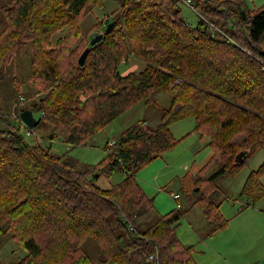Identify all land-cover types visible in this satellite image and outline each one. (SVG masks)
<instances>
[{
  "label": "trees",
  "instance_id": "trees-1",
  "mask_svg": "<svg viewBox=\"0 0 264 264\" xmlns=\"http://www.w3.org/2000/svg\"><path fill=\"white\" fill-rule=\"evenodd\" d=\"M106 1L0 5L6 22L0 32V81L30 43L28 85L36 91L35 103L25 110L39 115L35 128L40 122L50 126V143L85 146L137 104L151 103L155 92L170 97L159 125L136 121L114 147L105 144L102 162L84 171L69 157L51 153L50 146L28 144L11 116L0 115V236L9 234L25 251L15 264H196L192 248L175 234L183 217L181 196L196 194L191 206L203 210L210 226L206 236L216 235L228 220L208 197L223 175L235 176L252 154L264 151V4L250 10L244 0H188L198 18L191 27L180 7L187 0H120L106 23H113L111 31L104 27L101 41L90 46L101 22L85 35L80 24ZM130 57L146 66L122 75L119 67ZM15 119L21 122L19 115ZM186 119L194 120L200 139H207L211 156L197 172L192 166L179 179L180 209L136 234L133 222L155 209L137 173L177 146L180 140L170 128ZM241 151L247 152L245 161L235 165ZM213 165L219 168L207 175ZM106 167L105 176L119 173L122 179L101 190L93 173ZM263 175L264 163L247 177L241 199L254 204L264 197Z\"/></svg>",
  "mask_w": 264,
  "mask_h": 264
},
{
  "label": "rangeland",
  "instance_id": "rangeland-1",
  "mask_svg": "<svg viewBox=\"0 0 264 264\" xmlns=\"http://www.w3.org/2000/svg\"><path fill=\"white\" fill-rule=\"evenodd\" d=\"M8 1L0 0V5H4ZM244 2L250 10L259 8L264 4V0H244ZM119 3L120 0H107L103 9L93 10L81 22V34L85 35L88 29L92 25H95V22H101L102 30L97 33L94 32L92 37L102 34L104 27L106 28L107 26L106 23L110 20L109 14L118 8ZM180 7L183 20L191 27H195L198 22L197 15L184 3ZM5 26V19L0 14V32ZM31 52L32 45L28 43L3 71L2 80L0 81V115L11 116V125L15 128L21 127V135L28 144L37 143L44 149L51 146V153L57 156L65 155L69 157L78 171H84L89 166H95L102 162L107 156V152L104 150L106 142L116 139L136 121L143 120L151 128L159 125L163 110L169 106V95L166 92L157 91L153 94L151 103L137 104L108 125L103 131L92 137L85 146L74 149H70L61 141L50 143L48 136L51 128L45 122H40L35 128V136L28 137L26 136L23 124L17 121L15 116L20 115L22 110L27 109L29 105L35 103L34 94L36 89L30 88L28 85L31 75ZM145 66V61L130 57L127 64L119 67V71L122 75L139 73ZM21 99L24 101L21 102ZM33 117L35 120L39 119L38 114L33 115ZM193 129V119H186L174 124L171 127V132L176 140H180L177 146L151 161L137 173L136 178L143 191L151 195V197H155L154 206L156 210L154 209L145 213L133 222L137 231L136 234L145 231L160 216L177 209L174 200L171 198V194H176L177 192L180 196L179 179L184 177L192 166H195V172H197L206 164L208 160L207 155L210 154V150L205 148V144H201V147H199L198 141H202V139L193 132ZM263 163L264 151H256L247 159L246 163L238 170L235 176L226 174L217 182L216 191L208 198L213 205L218 206L221 214L223 211L224 216L222 214V218L228 220L227 226L224 229L228 235L215 243H213L210 237L206 236V231L210 229V226L205 230V226L208 225L205 224L206 218L203 210L197 205L191 206L192 201L196 198V194H192L186 198L181 196L179 202L183 217L179 222L178 233L175 232V234L183 246L192 248L193 259L196 264H224L219 263L215 255H219L220 250L222 251L225 246L229 249L235 248L236 250L234 260H226V264H264V197L253 204L250 200L241 199L239 196L249 174L258 170ZM218 168V165H213L207 175H212ZM106 169L107 167L104 170L96 169L93 173L95 177L100 176L99 178H92V180H94L96 187L101 190L109 189L122 179V175L119 173H114L108 177L105 176L103 172ZM207 175L205 178L208 177ZM261 184L264 187V175L261 178ZM234 212L239 217H234L233 215H236ZM251 222L260 224V228L252 229V233L247 232L245 234L243 232V244H233L238 225L243 223V227H246ZM136 234L134 233V235ZM196 234L200 236V239H204H197ZM86 245L87 251L93 254L95 252L93 251V244L87 242ZM214 251H217L219 254H216ZM25 254V251L10 239L9 234L0 236V264H15Z\"/></svg>",
  "mask_w": 264,
  "mask_h": 264
},
{
  "label": "crops",
  "instance_id": "crops-1",
  "mask_svg": "<svg viewBox=\"0 0 264 264\" xmlns=\"http://www.w3.org/2000/svg\"><path fill=\"white\" fill-rule=\"evenodd\" d=\"M170 130H171V128H170ZM172 133V132H171ZM115 140V139H114ZM206 141H207V139L206 138H204V139H202V141L200 140V141H198V145H199V147H201V144H205L206 143ZM109 141H107L106 143H108ZM50 148H51V146H50ZM210 156H211V152H210V154L209 155H207V158L209 159L210 158ZM206 159V158H205ZM208 161V160H207ZM199 168V167H198ZM141 186V185H140ZM146 193V192H145ZM176 194H179V193H177L176 192ZM146 195L148 196V197H150V198H153L154 199V204H155V197H151V195H148V193H146ZM175 203V202H174ZM179 204H180V202H179ZM243 207V206H242ZM156 210V209H155ZM223 210V209H222ZM235 214H236V212H234ZM222 214H223V216H224V213H223V211H222ZM234 217H239V215L238 214H236V215H233ZM239 222V221H238ZM205 224L206 225H208L207 224V221L205 222ZM178 228H179V226L177 227V229H176V232L178 233ZM207 228H208V226H205V230H207ZM238 230L235 232V236H234V239H233V244H236V243H240V244H243V232L246 234L247 232H251L252 233V229H258V228H260V224H258V223H255V222H251L248 226H246V227H243V223H240L239 225H238ZM134 230H135V233L137 232L136 231V229H135V227H134ZM226 230H224V231H222V232H220L219 234H217V235H215V236H213V237H210L211 238V240L213 241V243H215L216 241H218V240H221V239H224L228 234H226V232H225ZM206 233H207V231H206ZM197 235V234H196ZM197 237V239H199V240H202V239H204V238H202V239H200V236H196ZM206 240V239H205ZM227 240H231V239H227ZM238 245V244H237ZM239 249H241V248H239ZM236 250H235V248H227L226 246H225V248H223V250L221 251L220 250V254L219 253H217V251H214V252H216V254H219V255H215L216 257H217V259L219 260V263H224V264H226V260H234V255L236 254V252H235ZM213 254H215V253H213ZM239 261V260H238ZM238 261H234V262H238Z\"/></svg>",
  "mask_w": 264,
  "mask_h": 264
},
{
  "label": "water",
  "instance_id": "water-1",
  "mask_svg": "<svg viewBox=\"0 0 264 264\" xmlns=\"http://www.w3.org/2000/svg\"><path fill=\"white\" fill-rule=\"evenodd\" d=\"M113 23H110L107 26L106 29V33H109L112 29ZM103 35L102 34H98L97 36H95L91 41H90V46L95 45L96 43L100 42L102 39ZM88 53V48H86L83 53L81 54V56L78 59V63L79 66H83L84 62H85V58L86 55ZM20 121L29 129H33L36 126L37 120H35V118L33 117V114L31 111L29 110H24L20 113L19 115ZM247 156V152L246 151H241L239 152L236 157H235V165H241L243 164V162L245 161V158ZM97 178V176L95 177Z\"/></svg>",
  "mask_w": 264,
  "mask_h": 264
},
{
  "label": "built area",
  "instance_id": "built-area-1",
  "mask_svg": "<svg viewBox=\"0 0 264 264\" xmlns=\"http://www.w3.org/2000/svg\"><path fill=\"white\" fill-rule=\"evenodd\" d=\"M185 4H187V5H190V1H186L185 2ZM24 100L23 99H21V102H23ZM23 124V123H22ZM24 125V124H23ZM25 126V125H24ZM26 127V126H25ZM27 128V127H26ZM26 130V136H28V137H33V136H35V134L31 131V129H25ZM115 140H113V141H110V142H108V146L109 147H114L115 146ZM171 198H172V200H174V202H175V204H176V208L177 209H180V205L178 204V200H179V198H180V196H179V194H171Z\"/></svg>",
  "mask_w": 264,
  "mask_h": 264
}]
</instances>
